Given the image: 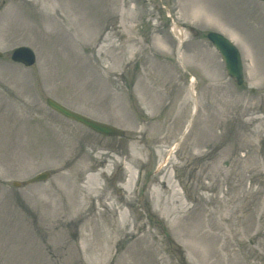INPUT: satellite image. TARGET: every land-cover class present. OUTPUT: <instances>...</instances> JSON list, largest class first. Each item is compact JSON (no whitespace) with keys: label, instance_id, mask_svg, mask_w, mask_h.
<instances>
[{"label":"rangeland","instance_id":"374dc122","mask_svg":"<svg viewBox=\"0 0 264 264\" xmlns=\"http://www.w3.org/2000/svg\"><path fill=\"white\" fill-rule=\"evenodd\" d=\"M204 2L0 0V264H264V0Z\"/></svg>","mask_w":264,"mask_h":264},{"label":"water","instance_id":"95a60500","mask_svg":"<svg viewBox=\"0 0 264 264\" xmlns=\"http://www.w3.org/2000/svg\"><path fill=\"white\" fill-rule=\"evenodd\" d=\"M208 38L212 41V43L215 45V47L218 49V51L222 54V56L225 60L226 68H227L229 75L231 77L237 79L238 83H240L241 65H240L239 56H238L236 50L234 49V47L228 41L223 39V37H221L220 35L210 34V35H208ZM12 59L15 61H20L26 65H30L34 61L31 52L26 50V49L16 50L12 56ZM51 105L56 110H58L59 112L64 114L65 116L74 118L75 120L83 123L84 125L88 126L89 128H91L92 130H94L98 133H101V134L106 135V136H119L120 135L119 131H117L111 127L89 121V120L84 119L80 116L70 114L69 112H67L66 110L60 108L59 106H57L55 104H51ZM47 177L48 176L46 174H44L42 176H39L37 179L38 180H45Z\"/></svg>","mask_w":264,"mask_h":264},{"label":"bare ground","instance_id":"6f19581e","mask_svg":"<svg viewBox=\"0 0 264 264\" xmlns=\"http://www.w3.org/2000/svg\"><path fill=\"white\" fill-rule=\"evenodd\" d=\"M189 1V7L191 8V9H193L194 11H197V7H199L201 10H206L208 7L205 5V2H204V0H188ZM56 20V19H55ZM57 21V20H56ZM175 148V147H174ZM169 156V155H168ZM167 160V159H166ZM166 160H164L163 161V163H165L166 162ZM83 171V170H82ZM90 179H92V180H94V177H90ZM96 180V179H95ZM94 180V181H95ZM85 188H86V196H85V198L86 197H88L89 195H91V192L92 191H94L96 188H94V189H92V186L91 185H86L85 186ZM91 197V196H90ZM171 212V214H174V211H170Z\"/></svg>","mask_w":264,"mask_h":264}]
</instances>
